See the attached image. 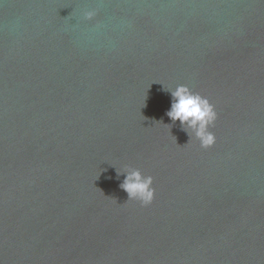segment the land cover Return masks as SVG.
Masks as SVG:
<instances>
[{"label":"water","instance_id":"water-1","mask_svg":"<svg viewBox=\"0 0 264 264\" xmlns=\"http://www.w3.org/2000/svg\"><path fill=\"white\" fill-rule=\"evenodd\" d=\"M0 264H264V0H0Z\"/></svg>","mask_w":264,"mask_h":264},{"label":"clouds","instance_id":"clouds-1","mask_svg":"<svg viewBox=\"0 0 264 264\" xmlns=\"http://www.w3.org/2000/svg\"><path fill=\"white\" fill-rule=\"evenodd\" d=\"M172 103L167 115L171 120H179L183 125L190 121L197 127V136L202 146L208 147L214 143V136L208 132V126L217 118V113L206 98L193 94L185 86H178L171 92ZM151 176H142L136 170L126 175L122 188L129 194V199L138 200L141 205H150L155 197Z\"/></svg>","mask_w":264,"mask_h":264}]
</instances>
